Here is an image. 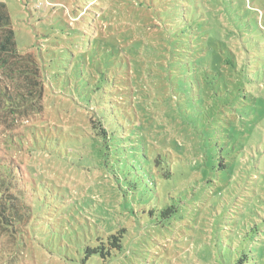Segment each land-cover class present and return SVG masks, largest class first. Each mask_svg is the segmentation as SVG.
Segmentation results:
<instances>
[{
    "label": "rangeland",
    "instance_id": "374dc122",
    "mask_svg": "<svg viewBox=\"0 0 264 264\" xmlns=\"http://www.w3.org/2000/svg\"><path fill=\"white\" fill-rule=\"evenodd\" d=\"M0 1L9 6L21 51L33 53L46 75L45 119L24 116L23 130L43 129L60 138L56 151L42 150L32 141L29 147L35 151L17 154L40 201L17 244L0 230V264H264V249L257 248L264 245L262 232L263 244L237 243L235 238H240L235 232L237 217L247 208L246 201L254 202L264 214V120L250 124L257 131L254 147L248 144L249 123L231 118L227 105L215 107L206 124L186 123L185 131L181 119L173 117L168 101L171 88L155 63L156 53L169 47L164 28L167 13L188 0ZM190 1L198 11L204 9L203 2L208 9L225 13L226 24H238L245 35L246 47L264 55V0ZM120 60H137V70L130 75L144 108L143 124L152 131L142 144L149 156L160 154L162 166L173 172L169 179L157 178L155 185L158 203L177 208L166 222L128 221L131 212L126 208L141 215L134 207L137 196L119 179L113 155L106 159L90 149V136L98 138L101 129L91 122L73 83L106 72L109 61ZM260 67L264 73L263 59ZM229 98V93L221 94L223 102ZM236 109L240 116L241 107ZM232 119L235 127L230 126ZM188 127L200 141L209 139L218 160L235 161L238 167L194 168L205 152ZM255 158L260 165L251 169ZM218 219L222 224L216 234ZM124 223L129 224V252L113 260L87 257L86 241Z\"/></svg>",
    "mask_w": 264,
    "mask_h": 264
},
{
    "label": "trees",
    "instance_id": "16d2710c",
    "mask_svg": "<svg viewBox=\"0 0 264 264\" xmlns=\"http://www.w3.org/2000/svg\"><path fill=\"white\" fill-rule=\"evenodd\" d=\"M184 4L167 13L164 28L169 47L167 52L156 53L159 60L155 62L160 65L161 78L171 88L168 101L173 117L181 119L186 131V123L194 124L193 120H201L206 124L215 107L227 105L232 111L231 118L249 123L248 144L254 147V141L258 143L257 131L255 124H250L255 119L257 122L264 120V73L260 67L264 55L258 49L246 47L243 42L245 35L238 24H226L228 18L225 13L208 9L203 2L201 11L193 1L188 0ZM135 63L137 60L109 61L106 72L79 77L73 85L78 99L88 107L91 122L98 123L101 129L98 138L89 135L90 149L97 150L106 159L111 153L120 172L119 179L122 178L137 196L134 207H138L141 215H136L134 208H126L131 212L127 215L128 221L151 219V222L161 223L166 222L177 208L158 203L155 185L157 178L169 179L173 172L169 166H162L164 162L160 154L149 156L142 144L143 139L149 140L152 131L143 124L144 108L137 100L135 78L130 75L132 70H137ZM43 72L33 53L21 51L9 6L0 1V230L16 244L32 222L40 201L37 190L30 189L31 180L17 154L35 151L34 147H29L32 141L42 150L56 151L60 145V138L43 129L29 133L23 130L24 116L39 115L40 119H45L47 88ZM223 93L230 94L226 102L221 99ZM236 105L243 111L240 116L236 113ZM233 119L229 123L235 127ZM188 128L193 139L197 140V147L205 152L204 159H198L194 168L201 169L204 165L205 168L230 171L238 167L235 161L218 160L212 143L208 145L209 139L200 141L198 133L192 127ZM131 150L134 152L130 154ZM259 165L255 158L251 169H257ZM159 169L164 172H159ZM245 205L247 208H243L237 217L238 230L235 232L240 238L236 236V242L259 243L263 236L261 232L264 234V214L254 202L246 201ZM215 223L218 234L222 221L218 219ZM123 225L105 236L99 231L92 240L86 241L87 257L113 260L127 252L130 249L126 238L129 224ZM231 240L234 241V236ZM257 248L264 249V245ZM250 249L254 247L250 246Z\"/></svg>",
    "mask_w": 264,
    "mask_h": 264
}]
</instances>
